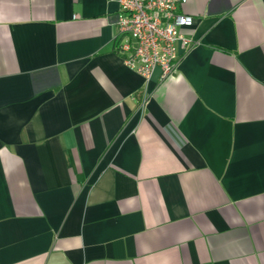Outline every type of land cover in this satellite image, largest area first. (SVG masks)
<instances>
[{
  "label": "crops",
  "instance_id": "crops-1",
  "mask_svg": "<svg viewBox=\"0 0 264 264\" xmlns=\"http://www.w3.org/2000/svg\"><path fill=\"white\" fill-rule=\"evenodd\" d=\"M117 11L0 0V264H264V0H186L149 82Z\"/></svg>",
  "mask_w": 264,
  "mask_h": 264
},
{
  "label": "built area",
  "instance_id": "built-area-1",
  "mask_svg": "<svg viewBox=\"0 0 264 264\" xmlns=\"http://www.w3.org/2000/svg\"><path fill=\"white\" fill-rule=\"evenodd\" d=\"M114 49L124 64L146 82L155 76L162 81L173 75L181 58L193 46L182 28L193 22L180 11L186 0H115ZM144 91L138 109L147 103Z\"/></svg>",
  "mask_w": 264,
  "mask_h": 264
}]
</instances>
